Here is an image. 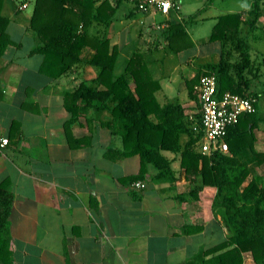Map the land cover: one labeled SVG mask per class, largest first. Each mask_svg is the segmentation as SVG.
<instances>
[{"label":"crops","instance_id":"obj_1","mask_svg":"<svg viewBox=\"0 0 264 264\" xmlns=\"http://www.w3.org/2000/svg\"><path fill=\"white\" fill-rule=\"evenodd\" d=\"M216 1L206 0L189 15L201 12V20L205 19L203 12L215 9ZM101 2L98 0L97 5ZM178 2L179 12L174 15L181 19L188 5L186 0ZM23 3L27 7L21 8ZM251 4L252 0H248L240 7L239 0H232L216 9L219 14L242 11L246 15ZM1 10L10 18L8 31L13 42L0 57V140L9 138V143L0 149V183L8 179L13 194L9 228L15 263L220 264L217 256L231 245L223 207L221 203L214 205L217 188L207 186L195 192L181 166L180 155L171 151L164 153L173 160L176 180H154L156 169L149 165L145 178H140L148 180L147 188L133 187L135 180L131 176L139 174L141 158L137 154L119 157L109 153L111 147L122 145L108 127L100 125L111 118L110 109L89 112L87 116L94 118L89 125L85 115L71 122V113L65 106L64 92L74 90L82 80H93L98 70L84 63L69 75L53 79L41 70L44 55L31 52L38 44L29 28L33 0H4ZM140 13L144 20L138 34L132 33L124 44L120 33L112 37L105 34L111 24L104 27L93 21L90 25L91 33L106 35L112 45L120 46L117 74L138 44L150 46L146 42L150 41L148 34L155 33L157 41L159 28L155 24L166 19L158 12ZM137 14L134 8L126 12L127 17ZM218 15L211 17L217 21ZM190 35L195 41L191 32ZM210 36L211 33L199 37L196 44L201 47L215 42L221 50L220 42L210 41ZM128 44L132 47H123ZM162 47L165 44L145 56L154 77L162 84L157 97L165 102L171 100L169 94H179L182 87L187 90L186 82L196 74V65L190 68L192 56L203 50L196 53L194 49L192 56L169 70L160 66L154 56V51ZM92 52L87 48L83 59ZM182 103L189 114L199 111L198 103L189 96ZM258 114L264 116L262 96ZM254 132L255 151L264 154V126ZM197 149L200 151L199 146ZM242 159L252 169L244 185L253 177L264 185V161L257 162L250 148ZM242 254V264H259L251 250Z\"/></svg>","mask_w":264,"mask_h":264},{"label":"trees","instance_id":"obj_2","mask_svg":"<svg viewBox=\"0 0 264 264\" xmlns=\"http://www.w3.org/2000/svg\"><path fill=\"white\" fill-rule=\"evenodd\" d=\"M0 0V57L13 39L8 31L10 18L3 14ZM124 0H33V13L29 28L38 44L32 53L44 55L41 70L53 79L69 75L84 63L93 65L98 75L93 80H82L74 90L64 92L65 106L71 113V122L86 116L89 125L94 118L91 111L110 109L111 118L100 125L108 127L121 147H111L109 153L119 157L139 155L141 168L132 180L145 178L149 165L156 169V181L177 179L173 160L165 155L171 151L180 155L186 177L199 192L207 186L217 188L214 205L221 203L223 218L229 228V249L217 256L220 264H242L243 252L251 250L259 264L264 261V185L258 177L244 185L252 169L242 159L247 149L255 152L257 162L264 154L255 151L257 127L264 126V116H259L261 94L252 90L253 81L260 72L251 53L249 33L259 28L264 18L263 0H252L245 15L242 11L226 12L216 16L210 41L221 44L220 58L205 63L195 76L186 82L190 99L200 107V92L196 88L203 72L213 71L218 77L219 92L248 95L256 99L255 111L244 114L238 123L228 129L227 152L213 155L197 149L201 136L192 125L193 119L180 100L161 102L157 92L162 88L146 60V53L165 44L170 51L179 52L194 45L188 26L201 20L200 13L185 15L181 19L174 13L157 29V42L153 48L138 44L126 61L122 72L116 73L120 46L112 45L106 35L89 30L93 21L108 27ZM212 1V0H211ZM90 48L89 58L82 54ZM257 77V78H256ZM1 89V79H0ZM2 95L3 91L1 89ZM1 95V94H0ZM23 105L26 106L24 103ZM194 117L199 121L200 113ZM247 123V125H245ZM68 130V129H67ZM68 137L72 143V139ZM13 194L9 180L0 183V264H16L11 249L10 221Z\"/></svg>","mask_w":264,"mask_h":264},{"label":"built area","instance_id":"obj_3","mask_svg":"<svg viewBox=\"0 0 264 264\" xmlns=\"http://www.w3.org/2000/svg\"><path fill=\"white\" fill-rule=\"evenodd\" d=\"M136 8L145 13L158 12L167 20L173 13L179 12L178 0H129ZM27 7L23 3L21 8ZM165 22L155 24L157 28L163 27ZM196 88L200 92V118L196 121L194 113L190 118L194 123V132L201 136L198 145L201 152L213 155L217 151L227 152L229 143L226 140L228 129L238 123L247 113L255 111L256 99L248 95H241L231 91L219 92L218 77L213 71L203 72ZM9 143V138L0 140V149ZM133 187L143 190L148 186L147 179H137L132 182Z\"/></svg>","mask_w":264,"mask_h":264},{"label":"rangeland","instance_id":"obj_4","mask_svg":"<svg viewBox=\"0 0 264 264\" xmlns=\"http://www.w3.org/2000/svg\"><path fill=\"white\" fill-rule=\"evenodd\" d=\"M190 1L192 2L191 5L189 4ZM247 1L248 0H239L240 7H244L245 4H247ZM205 2L206 0H186L185 3H187L188 7H184V9L182 10V14L184 16L191 14L193 9H196V7H202ZM231 2L232 0H226L225 2L224 0H217L215 9L211 8L203 12V17L205 19L201 20L197 24V26H188L195 40L193 46L182 50L181 53L172 52V54H170L168 53L170 52V50L167 46L154 51V56L159 59V65L166 66V68H168L169 70H173L175 65L182 62V60L192 56L195 51L196 53H198L200 48H202L203 50L202 54H199L196 57L194 54L192 56V58L194 59L192 60V63H190V68H193V66L196 65L194 67L195 73H197V71L201 68V66H203L205 62L217 61L220 58V45L218 43L212 42L210 44L205 43L201 47H199L196 44V39L205 35H209L211 33L213 25L216 23V19L211 16L218 15L219 12L217 11V9L224 8L226 5H228V3ZM132 8H134V10L139 14L134 17H127L126 12H128ZM140 12L141 11L136 8L135 4L132 1L124 0L114 17L113 22L111 23L105 34L112 37L113 35L120 33L122 37V43L124 44V41L127 43L130 40V36L132 35V33H135L136 36L138 34V30L142 26V19L144 20V18L141 17H144V15L141 16ZM158 17L159 19H161L160 15H158ZM258 26L259 28L251 31L248 35L250 43L252 45L251 53L254 59V63L256 64V66L258 67V71L260 72V78L253 81L251 89L258 91L262 95V97H264V18L260 20ZM89 29L92 30V26ZM147 38L150 39V41H146L147 44H150L149 48H153L154 44H156L157 42L155 33L152 32V35L148 34ZM123 47H132V45L128 44L127 46ZM187 96V90L184 91V87H182L179 94L175 92L169 94V99L175 101L180 100L181 102H183L185 97Z\"/></svg>","mask_w":264,"mask_h":264}]
</instances>
